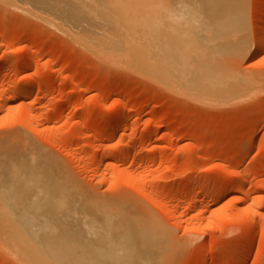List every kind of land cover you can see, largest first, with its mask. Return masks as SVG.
I'll list each match as a JSON object with an SVG mask.
<instances>
[{"label": "rangeland", "instance_id": "rangeland-1", "mask_svg": "<svg viewBox=\"0 0 264 264\" xmlns=\"http://www.w3.org/2000/svg\"><path fill=\"white\" fill-rule=\"evenodd\" d=\"M48 25L0 0V264H264V50L213 103Z\"/></svg>", "mask_w": 264, "mask_h": 264}, {"label": "bare ground", "instance_id": "bare-ground-1", "mask_svg": "<svg viewBox=\"0 0 264 264\" xmlns=\"http://www.w3.org/2000/svg\"><path fill=\"white\" fill-rule=\"evenodd\" d=\"M4 3L82 41L83 46L95 53L122 59L133 71L187 97L217 103L239 98L257 87L256 79L233 85L227 81L226 73L217 69L223 65L228 71H236L243 60L264 50V38L254 44L251 55L253 45L248 39L239 37L231 41L226 36L237 28L238 32L246 31L249 0H4ZM256 8L254 22L263 30L264 0H258ZM32 88L28 86L14 93L13 99L29 95ZM125 120H105L104 128ZM196 179L188 181V189L198 184ZM222 183L214 189L219 190ZM238 190L242 192V188ZM209 193L207 189L200 195ZM109 244L111 250L117 248L113 241ZM236 251H231L232 260L238 256Z\"/></svg>", "mask_w": 264, "mask_h": 264}]
</instances>
